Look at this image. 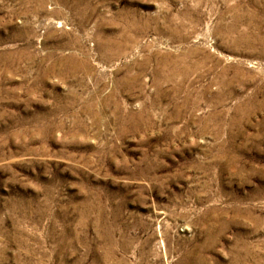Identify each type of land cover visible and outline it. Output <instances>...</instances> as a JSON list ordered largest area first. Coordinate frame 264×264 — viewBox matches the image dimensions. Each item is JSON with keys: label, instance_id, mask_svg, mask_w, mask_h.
<instances>
[{"label": "rangeland", "instance_id": "obj_1", "mask_svg": "<svg viewBox=\"0 0 264 264\" xmlns=\"http://www.w3.org/2000/svg\"><path fill=\"white\" fill-rule=\"evenodd\" d=\"M0 264H264V0H0Z\"/></svg>", "mask_w": 264, "mask_h": 264}]
</instances>
